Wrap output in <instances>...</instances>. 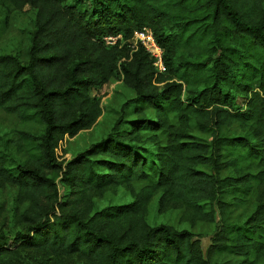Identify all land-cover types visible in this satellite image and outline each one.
I'll return each instance as SVG.
<instances>
[{
	"label": "trees",
	"instance_id": "trees-1",
	"mask_svg": "<svg viewBox=\"0 0 264 264\" xmlns=\"http://www.w3.org/2000/svg\"><path fill=\"white\" fill-rule=\"evenodd\" d=\"M25 6L36 11L25 57L0 54V112L17 126L9 155L0 151V189L18 204L12 239L0 213V264L26 253L208 264L191 231L148 224L156 195L158 212L182 209L191 224L218 213L214 251L264 263V0H0L5 11ZM143 28L162 49L161 73L131 48ZM116 78L134 98L110 134L59 162L64 137L102 115L92 90ZM120 186L130 203L95 208ZM240 209L245 219H233Z\"/></svg>",
	"mask_w": 264,
	"mask_h": 264
},
{
	"label": "rangeland",
	"instance_id": "rangeland-1",
	"mask_svg": "<svg viewBox=\"0 0 264 264\" xmlns=\"http://www.w3.org/2000/svg\"><path fill=\"white\" fill-rule=\"evenodd\" d=\"M35 16L36 11L29 6H25L20 10L10 9L9 11H5V9L0 7V54L14 55L21 59L25 57L30 44L31 33L35 27ZM92 96L100 98L102 115L90 129L80 131L71 138L68 136L64 137L56 150L59 162L65 164L71 161L92 144L99 142L110 134L120 115L121 106L127 100L134 98V93L131 89L125 87L121 80L116 78L105 84L101 89L92 90ZM240 103L241 101L239 100ZM16 128L15 119L0 112V151L2 150L7 155H9L10 149L8 141L14 138ZM192 134L196 139L203 142L207 139V135L204 133L192 130ZM207 141H210V138ZM137 189L138 186H135V190ZM158 197L159 195H156L149 204V214L147 216L149 225L167 224L178 230L187 229L191 231L194 238L200 242L202 254L208 264H244L240 256L225 252L216 253L214 251L215 248L212 245L215 244L221 221L218 213L214 223L197 222L191 224L182 209L175 208L158 212ZM132 200V192L127 187L120 186L106 191L94 201L95 208L101 209L113 204H128ZM17 206L15 190L9 187L0 189V213L9 217L5 231L10 239L18 231L10 220L12 212ZM232 217L238 220L245 219L246 214L240 209L234 212ZM16 264H82V262L75 257H67L53 262L46 256L26 253L22 254Z\"/></svg>",
	"mask_w": 264,
	"mask_h": 264
},
{
	"label": "built area",
	"instance_id": "built-area-1",
	"mask_svg": "<svg viewBox=\"0 0 264 264\" xmlns=\"http://www.w3.org/2000/svg\"><path fill=\"white\" fill-rule=\"evenodd\" d=\"M118 39H120V36L106 37L104 38V42L105 45L113 46ZM129 43L133 50H136L138 47H142L150 55V57L153 58V66L157 73L164 71L162 49L156 43L154 36L149 29L143 28L136 31Z\"/></svg>",
	"mask_w": 264,
	"mask_h": 264
}]
</instances>
